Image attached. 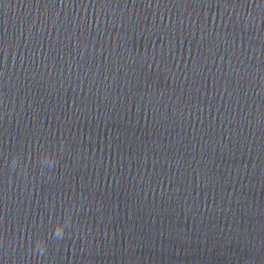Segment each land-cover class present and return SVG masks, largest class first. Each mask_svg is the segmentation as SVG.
Returning <instances> with one entry per match:
<instances>
[{
  "label": "clouds",
  "instance_id": "1",
  "mask_svg": "<svg viewBox=\"0 0 264 264\" xmlns=\"http://www.w3.org/2000/svg\"><path fill=\"white\" fill-rule=\"evenodd\" d=\"M54 158V157H53ZM70 215V214H69ZM66 224L64 222H61L59 223V226L58 227H55V230H54V233L53 235L57 238H63L64 236V233H65V229H66ZM36 248L39 249V251L41 252V254L44 252V250L47 248V244L45 243V241L42 239L38 240L36 242V245H35Z\"/></svg>",
  "mask_w": 264,
  "mask_h": 264
}]
</instances>
